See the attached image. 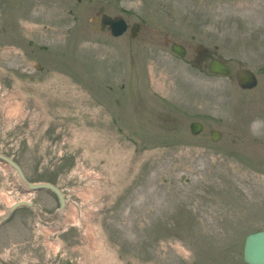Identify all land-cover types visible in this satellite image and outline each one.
<instances>
[{
    "label": "rangeland",
    "instance_id": "1",
    "mask_svg": "<svg viewBox=\"0 0 264 264\" xmlns=\"http://www.w3.org/2000/svg\"><path fill=\"white\" fill-rule=\"evenodd\" d=\"M103 14L139 36L95 31ZM0 152L68 198L58 217L52 192L25 195L0 165V216L25 198L45 211L0 225L4 264H245L264 230V0H0Z\"/></svg>",
    "mask_w": 264,
    "mask_h": 264
},
{
    "label": "water",
    "instance_id": "2",
    "mask_svg": "<svg viewBox=\"0 0 264 264\" xmlns=\"http://www.w3.org/2000/svg\"><path fill=\"white\" fill-rule=\"evenodd\" d=\"M117 1H122V0H117ZM102 24L104 27L106 25H109L113 32V35L116 37L121 36L127 30V26L123 21V19L121 18L112 19L110 17L104 16L102 18ZM138 28H139L138 25L134 26L133 37H136ZM173 51L181 56H184L186 54L185 49L176 44L173 46ZM210 71L215 74L228 75L231 72V69L222 62L218 60H213L210 65ZM236 78L238 85L244 90L253 89L258 84L255 75L250 70L247 69H241L236 71ZM203 129L204 127L200 123L194 122L191 124V132L193 135L197 136L201 134ZM211 138L214 142H217L222 138V134L218 131H213L211 133ZM0 162L8 165L13 170H15V172L19 176L22 185L25 186L28 191L37 192L42 190H50L54 192L58 196L60 201L59 213L63 212L66 206V201L63 193L58 187L49 183H38V184L31 183L25 176L22 168L15 161H13L9 157L1 153H0ZM24 206L34 209L39 213H42L41 209H39L33 203L20 202L15 204L9 210L8 214L0 220V222L6 221L15 210ZM244 260L247 264H264V231L252 233L246 238L245 248H244ZM0 264L2 263L0 262Z\"/></svg>",
    "mask_w": 264,
    "mask_h": 264
},
{
    "label": "flooded vegetation",
    "instance_id": "3",
    "mask_svg": "<svg viewBox=\"0 0 264 264\" xmlns=\"http://www.w3.org/2000/svg\"><path fill=\"white\" fill-rule=\"evenodd\" d=\"M106 32L110 33L108 30H105V31L102 32V33H106ZM127 36H128V34H127ZM36 41H37V39H35V38L30 39L28 44H29L30 46H33V45H34V42L36 43ZM203 61H208V58H207V57H204V60H203Z\"/></svg>",
    "mask_w": 264,
    "mask_h": 264
},
{
    "label": "bare ground",
    "instance_id": "4",
    "mask_svg": "<svg viewBox=\"0 0 264 264\" xmlns=\"http://www.w3.org/2000/svg\"><path fill=\"white\" fill-rule=\"evenodd\" d=\"M75 221H76V220H75V217H71L70 222H71V223H75Z\"/></svg>",
    "mask_w": 264,
    "mask_h": 264
},
{
    "label": "clouds",
    "instance_id": "5",
    "mask_svg": "<svg viewBox=\"0 0 264 264\" xmlns=\"http://www.w3.org/2000/svg\"><path fill=\"white\" fill-rule=\"evenodd\" d=\"M253 128H255V122H254V124H253Z\"/></svg>",
    "mask_w": 264,
    "mask_h": 264
}]
</instances>
